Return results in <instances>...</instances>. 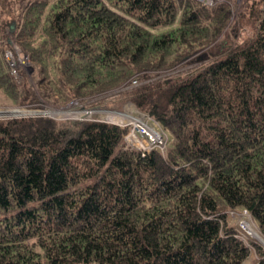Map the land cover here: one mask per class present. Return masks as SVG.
<instances>
[{
	"label": "trees",
	"instance_id": "trees-1",
	"mask_svg": "<svg viewBox=\"0 0 264 264\" xmlns=\"http://www.w3.org/2000/svg\"><path fill=\"white\" fill-rule=\"evenodd\" d=\"M14 43L35 83L11 73ZM123 85L164 151L113 122L0 118V264H264L231 214L246 208L264 237V0L234 19L232 0H0L9 104Z\"/></svg>",
	"mask_w": 264,
	"mask_h": 264
},
{
	"label": "rangeland",
	"instance_id": "rangeland-1",
	"mask_svg": "<svg viewBox=\"0 0 264 264\" xmlns=\"http://www.w3.org/2000/svg\"><path fill=\"white\" fill-rule=\"evenodd\" d=\"M242 2H243V0H232L233 19L237 17L238 11L240 9ZM7 51L10 52L8 54L9 56H14L15 60L18 61V66H17L18 73L17 74L12 73L13 76L16 78V80L18 82H21V79H22L23 73H24L29 77L30 82L35 83V81H34L35 75L33 74L34 66L31 63L29 56L21 49V47L17 43H14L11 48H8L5 51V56H6ZM6 58H7V56H6ZM7 61H8V58H7ZM191 61H193V60H191ZM184 62L181 64H177V65L173 66L172 68H170L169 70H167L165 72H161L159 75L179 73V71H181L183 69H187L190 66L195 65L196 63H199L200 61H198V62L194 61L192 63H184ZM8 64H9V61H8ZM10 71H11V69H10ZM139 82L140 81L138 80V83ZM132 85H123L122 87L116 88L114 90L108 91V92L103 93V94H97V95H92V96H90V95L89 96H81V97H74V98L78 99L79 102L85 103L89 106L103 107V108L107 109L105 111H108V112H111L114 110L116 112H125V113L133 114V115L134 114H140L141 111L136 108V106L133 104L132 101H130V100H123L122 101V99L119 98V94H118L119 91L122 89H125L126 87L128 88L129 86H132ZM96 102H98L99 104ZM65 105H66V102L65 103H57V102L53 103L51 100H48V99H41L39 102H34V103H29V104H21V105L9 104L7 102V99L4 96V94L0 91V109H7V110L21 109V110H23V113H20V115H22V116L23 115H29V114H43L42 111L45 109H49V108L50 109L56 108L58 110L61 108L67 109ZM38 111H40V112H38ZM4 116L7 118V117H12V116H19V114L1 115L0 118H5ZM70 118H75V116L72 117L71 114H62L61 117H57L55 119L64 120V119H70ZM90 120H102V121H107V122L115 121V122H113L115 124H117L116 121H118L117 119L113 118L111 115H108L105 112L102 114L93 115ZM125 122L126 121H124V123ZM124 126L127 127V125H124ZM127 132H128V130H127ZM125 141L128 143L126 135H125ZM252 224H253L254 230L257 233L254 232L253 234H250L249 236L251 238L255 239L256 241H258L259 244L264 247V244L257 237V235L263 237L260 234L257 222L253 221ZM263 239H264V237H263ZM255 259H256V253L254 251H251V254H250L246 264L254 263Z\"/></svg>",
	"mask_w": 264,
	"mask_h": 264
},
{
	"label": "built area",
	"instance_id": "built-area-1",
	"mask_svg": "<svg viewBox=\"0 0 264 264\" xmlns=\"http://www.w3.org/2000/svg\"><path fill=\"white\" fill-rule=\"evenodd\" d=\"M208 4H213L220 0H201ZM10 52H6V56L9 61V67L11 69V73H18L17 66L18 61L15 60L14 56H9ZM14 58V59H13ZM16 62V63H15ZM138 83V79H132L133 85ZM66 108L61 109H45L42 111L43 115H49L51 117H61L62 114H71L72 117L79 119H91L95 114H102L107 113L111 115L113 118L117 119V124L122 126L127 125L128 132L126 133V138L128 144L135 146L139 149L148 150L153 148H158L161 151H164L167 146L168 142V135L164 131V129L160 128L158 122L147 116L145 113L140 112V114H128L125 112H116V111H105L107 109L99 106H89L85 103L79 102L78 99L72 98L68 103H66ZM3 108V107H2ZM20 109H0V116L1 115H8V114H17L15 111ZM40 112V111H38ZM124 121H126L124 123ZM115 122V121H113ZM231 214L233 216H238V225L240 229L245 232L246 234L250 235L256 232L253 228L252 222L254 219L252 218L250 212L244 208L242 210H232ZM255 222V221H254ZM257 233V232H256Z\"/></svg>",
	"mask_w": 264,
	"mask_h": 264
},
{
	"label": "bare ground",
	"instance_id": "bare-ground-1",
	"mask_svg": "<svg viewBox=\"0 0 264 264\" xmlns=\"http://www.w3.org/2000/svg\"><path fill=\"white\" fill-rule=\"evenodd\" d=\"M12 110V109H11ZM17 114H19L20 115V113H23V110H21L20 109V111L19 110H16L15 111ZM5 117V116H4ZM78 119V118H77ZM256 234V233H255ZM257 237L261 240V242L264 244V239H263V237H261V236H259V235H257Z\"/></svg>",
	"mask_w": 264,
	"mask_h": 264
}]
</instances>
